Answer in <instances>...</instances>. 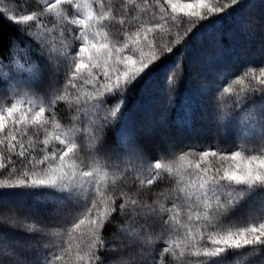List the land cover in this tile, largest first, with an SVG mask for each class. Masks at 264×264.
<instances>
[{
	"label": "snow or ice",
	"instance_id": "obj_1",
	"mask_svg": "<svg viewBox=\"0 0 264 264\" xmlns=\"http://www.w3.org/2000/svg\"><path fill=\"white\" fill-rule=\"evenodd\" d=\"M240 3L144 0L140 8L137 0H122L119 18L108 0H12L0 8L28 41L23 54L11 46L0 52V172L7 170L0 190L35 197L24 208L9 198L17 193L0 191V264H63L73 246L75 264H165L168 254L180 264L188 258H195L188 264H225L229 256L232 264H264V67L230 80L221 75L212 89V119L235 138L230 152L185 151L161 137L149 153L127 130L124 113L129 89L179 48L166 77L173 88L193 28L231 15ZM149 8L157 23L111 38L108 24L124 27L128 16L138 21L136 13ZM189 101L190 121L201 109L195 94ZM60 103L73 114L67 126L55 112ZM109 129H115L111 142ZM117 174L132 178L135 193L108 191ZM166 177L176 185L168 206L159 198L149 203L142 190ZM36 205L47 218L36 215ZM245 206L246 217L233 215ZM62 233L67 247L56 243Z\"/></svg>",
	"mask_w": 264,
	"mask_h": 264
},
{
	"label": "trees",
	"instance_id": "obj_2",
	"mask_svg": "<svg viewBox=\"0 0 264 264\" xmlns=\"http://www.w3.org/2000/svg\"><path fill=\"white\" fill-rule=\"evenodd\" d=\"M108 2L116 6L118 18L123 15L120 9L122 0H108ZM152 3L154 0H149V4ZM137 4L140 8H144V0H137ZM156 11L158 13L159 9ZM230 12L231 15L212 17L193 28L187 37L188 47L182 59V73L179 70L175 72L173 88L167 86L166 77L169 70L176 67L177 58L180 56L179 48L173 54L165 56L142 80L129 89L124 108L127 130L134 134L136 141L144 145L149 153H153V148L160 142L161 137L174 140L177 148L182 147L185 151L189 147H196L199 151L217 148L227 149L229 152L235 150L234 136L231 134L226 136L223 124H218L212 119L214 113L211 98L215 95L212 89L219 82L221 75L230 80L242 75L250 67L257 70L264 67V0H241V3L234 6ZM136 15L139 20L134 21L128 16L124 27L119 23L108 24L111 38L122 40L125 31L135 33L140 24L147 27L158 22L149 23L151 8ZM156 17L159 18V15ZM186 28L187 25L181 29V34ZM142 35L143 30H141ZM157 35L159 36L160 33L158 32ZM19 36L16 26L0 15V52L6 53ZM63 82L62 77L61 85ZM46 88L47 78L39 85V90L43 92ZM192 94L198 97L201 110L192 115L189 121V97ZM170 98H174V102H171ZM111 103L112 101H109V104ZM55 112L61 124L67 125L72 122L73 114L65 104H58ZM161 121L166 126L162 127ZM189 122L190 127H188ZM40 139H43L42 133ZM108 139L109 142L115 139V129H109ZM81 158L87 162L86 156ZM13 159L19 165V158L13 157ZM6 177L7 170L0 172V181ZM129 185H133L131 177L118 176L115 186L109 182L108 191L117 195L121 189L129 191L130 194L135 193L136 186L130 188ZM175 186V181L166 177L142 191L149 203L159 198L168 206L166 197ZM0 191L17 193L18 195L9 197L16 201L17 206L28 208L34 205L35 197L24 190ZM36 207L38 209L36 215L47 218L44 208L38 205ZM247 214L248 206H245L233 215L240 218L246 217ZM112 231L111 225L106 226L104 235L110 236ZM12 235L20 237L23 234L16 232ZM76 235L79 236V233ZM68 239V236L62 233L57 237L56 243L67 247ZM156 247L162 250L163 242H158ZM188 259L183 264H188ZM232 260L233 258L229 256L225 264H232ZM63 264H75L74 246L72 252L65 255ZM165 264H180V262L168 254L165 257Z\"/></svg>",
	"mask_w": 264,
	"mask_h": 264
},
{
	"label": "rangeland",
	"instance_id": "obj_3",
	"mask_svg": "<svg viewBox=\"0 0 264 264\" xmlns=\"http://www.w3.org/2000/svg\"><path fill=\"white\" fill-rule=\"evenodd\" d=\"M29 4L31 5L33 3V0H28ZM12 6V0H0V8H5V7H11ZM171 11V9H169ZM155 21H159L158 17H153V14L151 15V17L149 18V23L151 22H155ZM49 27H51V24L48 25ZM27 37H22L21 35L18 37V40L14 41V43L12 44V50L15 53L17 48H19L23 54V50H24V45L27 43ZM33 59L38 60V57L35 56V54H33ZM102 79V77L100 78ZM77 84L82 87L84 92H88V91H92L93 86L92 85H85L83 83V81H77ZM71 124V123H70ZM69 125V124H67ZM65 125V126H67ZM86 162V161H85ZM117 176H120L119 174H117ZM109 182H111V180H109Z\"/></svg>",
	"mask_w": 264,
	"mask_h": 264
}]
</instances>
